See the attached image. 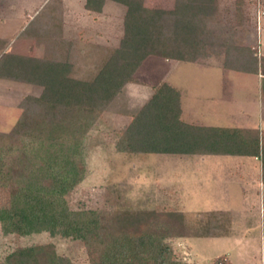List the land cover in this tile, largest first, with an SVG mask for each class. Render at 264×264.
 Here are the masks:
<instances>
[{
    "label": "trees",
    "instance_id": "16d2710c",
    "mask_svg": "<svg viewBox=\"0 0 264 264\" xmlns=\"http://www.w3.org/2000/svg\"><path fill=\"white\" fill-rule=\"evenodd\" d=\"M112 1L125 8L122 36L102 65L83 78L72 75L67 60L14 53L5 50L8 39L0 38V77L41 87L39 95L21 99L17 121L0 132V188L8 187L10 194L9 204L0 206V223L5 233L48 231L79 239L88 264H195L184 260L173 241L226 234L227 213L206 211L191 223L174 208L73 210L67 195L86 175L89 130L123 86L135 81L146 57L197 62L214 47V54L223 53L224 67L248 72L257 71L258 58L249 46L213 35L217 0H175L169 9L146 6L145 0ZM105 2L85 0L84 6L100 12ZM180 114L179 91L160 82L118 131L115 149L260 155L264 180V149L259 150L257 133L189 124ZM7 259L8 264H74L52 244L20 247Z\"/></svg>",
    "mask_w": 264,
    "mask_h": 264
},
{
    "label": "rangeland",
    "instance_id": "374dc122",
    "mask_svg": "<svg viewBox=\"0 0 264 264\" xmlns=\"http://www.w3.org/2000/svg\"><path fill=\"white\" fill-rule=\"evenodd\" d=\"M144 3L168 9L174 6L175 0H145ZM216 3V13L210 24L213 35L219 41L226 39L233 44L249 46L258 60H262L263 67L264 0H217ZM124 11L122 4L109 0L100 14L84 18L82 28L77 29L63 25L64 13L60 8L58 36L48 38L45 44L59 48L52 57L69 61L72 75L86 77L117 47L123 33ZM19 42L16 39L12 44L8 41L5 50L23 54ZM48 50L46 55H52ZM94 50L102 53L99 61L86 58V51ZM215 50L213 47V53L197 61L206 67L157 56L146 59L136 74L140 81L147 79L146 84L125 85L89 130L84 146L87 172L67 195V201L73 210L174 208L182 210L189 222L196 223L203 212L225 209L222 205L228 199L236 211L235 222L239 223L236 226L240 231L237 230L235 236L180 237L173 241L175 250L184 260L195 264H213L219 254L240 263H244L241 262L243 259L249 262L247 264H264V187L260 200L258 191L251 188L250 178L245 176L243 180L245 172L237 168L236 163L242 157L206 155L200 159L199 155L129 153L117 151L114 145L118 131L149 97L152 85L161 79L171 81L183 91L186 89L182 104L186 120L209 125L242 123L238 110L255 108L256 82L251 81L250 75H235L249 99L241 97L229 103L227 107L231 114L217 118L214 108L218 103L213 100V94L219 91L220 85L219 72L213 65L223 66L224 56L223 53L214 54ZM23 51L45 56V52L40 56L37 50ZM40 92L38 85L0 77V132L9 131L17 121L21 99ZM9 202V188H0V206H7ZM48 244L54 246L59 256L74 264L89 263L87 248L79 239L51 235L48 231L24 235L5 233L0 223V264H8L7 256L17 248Z\"/></svg>",
    "mask_w": 264,
    "mask_h": 264
},
{
    "label": "crops",
    "instance_id": "0c3cea01",
    "mask_svg": "<svg viewBox=\"0 0 264 264\" xmlns=\"http://www.w3.org/2000/svg\"><path fill=\"white\" fill-rule=\"evenodd\" d=\"M107 1L109 0H106L102 10L100 12H96V11H90L85 8L84 6L85 0H0V38L8 39V41H11V44L15 41V39L19 40L20 42L18 43V47L20 48L21 52H23V54H31V53H25L23 50L29 49V51L31 52L32 49V51L37 50L40 56H43L45 52V56H44L45 58L54 59L56 57H52V56H55L57 54V49L59 50V48L54 44L52 45L51 43L49 44L50 46H48L46 45L47 43L45 44V41H47L48 38H49L48 40H51L57 38L58 36V30H59L58 13L60 8L64 13L63 25L64 26L67 25V27L73 26L77 29H81L83 26L84 18L91 17V14H95V15L100 14L104 10ZM152 7H157V6L156 4H154ZM261 44L263 45V51H264V34L261 39ZM47 50L50 51L49 53H51L52 55L50 56L46 55ZM70 53L73 54L72 50H70ZM85 55L87 59H94L95 61L96 60L99 61L100 58L102 57L101 51L96 52L95 50L92 52L86 51ZM262 55L264 58V52L262 53ZM150 56H154V55H150ZM148 57H146L139 65V67L136 69L134 73L135 81L128 83L146 84L147 79L140 81L139 77L136 76V74L139 71V68L143 65V63H145L146 59H148ZM165 60H173V59H165ZM174 61H182V60H174ZM183 62H190V63H195L199 66H204L202 64H199V62H194V61H183ZM260 62L261 60L259 59L258 69L256 72L235 70L217 64L213 65V68L217 69V71L219 72L218 82L220 85L219 91L213 94V100L216 103H218L217 107L215 105L214 108L216 111L215 114H217V118H219V115L226 116L228 114L229 115L231 114V112L228 110L229 107H227L229 103L233 101L234 102L238 101L239 100L238 98L241 97L245 98V100L249 99V94H246V91L241 89L242 87L240 88L241 86L240 79H236L235 75H237L238 73L239 75L240 73H242L243 75L247 74L250 75L249 76L250 78L253 77V80H251L252 82L254 80L256 82L257 94L255 95V98H253L255 100L256 106L253 110L246 108H240L238 110L237 115L241 117L240 120H242V123H239L238 125L230 126V125H221L220 123L209 125V124L197 122L195 120H191V121L186 120L183 116V108H182L183 98L184 96H186V89L183 91L181 87H177V85H175L174 83H172L167 79H161L157 83L153 84L149 97L143 103H145L150 98V96L155 90V87L160 82L166 81L179 91L180 108H181L180 117L183 121L189 124L203 125V126H213L220 128H240L243 130H247L248 131L247 133L249 134L257 133L259 150H262L264 149V71H263L264 69L262 70V67H260ZM207 67L209 68L210 66ZM263 68H264V64H263ZM128 83H126L125 85H127ZM166 154H178V153H166ZM178 155H199L200 159H203V156L206 155L242 157L239 158V161L236 163L237 168L244 170L245 175L244 174L242 175L243 180L245 176L250 178L251 188L258 191V195L261 200L262 189L264 187V180L262 175L263 169H262V161L260 155L256 156V155H246V154H219V153L218 154H214V153L213 154H178ZM243 192H245L244 189ZM222 206H225V209L217 208V209H213V211H223L227 213V215L229 216V221L226 225L227 228L226 234L213 236V237L218 238L221 236H225L226 238H231L235 236L234 233L237 230L240 231L236 226V224L239 225V223L235 222L236 211L234 210V208L232 207V203L228 199ZM223 256L224 255L222 254L215 256L213 262L219 260L221 264L249 263L243 259L241 260V262L244 263H240L235 261L234 259L231 260Z\"/></svg>",
    "mask_w": 264,
    "mask_h": 264
}]
</instances>
